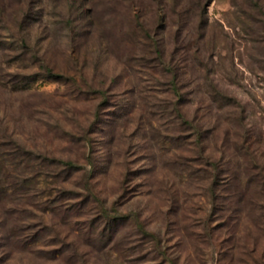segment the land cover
<instances>
[{"label":"rangeland","instance_id":"1","mask_svg":"<svg viewBox=\"0 0 264 264\" xmlns=\"http://www.w3.org/2000/svg\"><path fill=\"white\" fill-rule=\"evenodd\" d=\"M0 264H264V0H0Z\"/></svg>","mask_w":264,"mask_h":264}]
</instances>
